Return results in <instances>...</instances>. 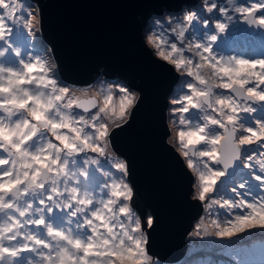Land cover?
<instances>
[{"label": "snow or ice", "instance_id": "obj_1", "mask_svg": "<svg viewBox=\"0 0 264 264\" xmlns=\"http://www.w3.org/2000/svg\"><path fill=\"white\" fill-rule=\"evenodd\" d=\"M18 10L25 16L15 0H0V42L9 39ZM205 11L228 22L205 20L216 34L186 45L188 28L200 19L189 13L172 42L157 33L145 42L191 78L182 100L172 103L180 105L177 137L194 187L198 181L195 199L214 217V232L202 230L221 238L264 232V59L215 53L213 43L234 17L216 3ZM231 11L264 28V0ZM30 24L25 18L20 27ZM6 52L0 47V57ZM102 96V103L72 97L38 57L0 61V264H152L143 221L131 207L126 162L114 164L119 179L103 186L83 166L98 163L87 153L106 152L112 132L130 121L140 99L119 83ZM192 109L205 113L202 122L183 115ZM253 113L260 115H243Z\"/></svg>", "mask_w": 264, "mask_h": 264}, {"label": "water", "instance_id": "obj_2", "mask_svg": "<svg viewBox=\"0 0 264 264\" xmlns=\"http://www.w3.org/2000/svg\"><path fill=\"white\" fill-rule=\"evenodd\" d=\"M31 1L42 40L66 86L84 89L104 78L120 80L138 93L134 115L112 132L109 144L128 164L131 205L141 218L149 208L154 215L150 228L141 219L148 246L166 258L182 257L181 236L200 214L201 202L190 196L191 170L184 157L167 141V98L181 76L154 55L145 39L153 15L181 4L194 6L197 0Z\"/></svg>", "mask_w": 264, "mask_h": 264}, {"label": "rangeland", "instance_id": "obj_3", "mask_svg": "<svg viewBox=\"0 0 264 264\" xmlns=\"http://www.w3.org/2000/svg\"><path fill=\"white\" fill-rule=\"evenodd\" d=\"M27 1L29 2L28 6H26L25 9L23 8L25 16L22 17L17 15V23L14 25L9 22L8 24V26L12 28V33L8 40L0 42V47H7L6 55L0 57V61L12 63L18 59H24L27 61L29 57H38L46 62L47 66L52 69V74L60 82L61 86L69 88L72 97L80 98L82 100L95 98L99 103H102V90L112 84H122V82L120 80L113 82L101 78L92 86L84 89L66 86L57 75L56 66L50 49L42 40L37 7L31 0ZM15 2L22 6H25L26 4L23 1L15 0ZM196 2L197 1H195V3ZM257 2H259V0H231V2L230 0H198V4H194V6L190 3L181 4V7L177 10H166L161 14L153 15L146 26L147 35L151 33L162 34L165 39H169V41L172 42L170 38L173 34V30L176 29L180 23H185L186 25L184 17L189 13H196L200 19L195 21L193 26L188 28L191 35L186 36L184 41L186 45L190 40L197 37L203 39L208 34H216L212 31L211 27H206L204 23L205 20H211L214 24L217 19L228 22L219 12L210 14L205 11L210 3H216L228 8L230 14L234 17V20L229 24V28L225 32L219 33L217 41L212 45L214 52L225 57L240 55L245 59H264V28L259 27L263 30H259L256 33V29L253 25H242L244 22L243 17L231 11L241 3H243L244 6H248L251 3ZM231 3L233 4L232 7ZM21 18L23 19L22 21L20 20ZM25 18L31 21L30 27L28 28L20 27V24L24 22ZM242 28H245V32L239 33ZM249 32L254 34L250 35ZM246 46H248V49H251L249 53H243L241 50ZM14 49L16 51H14ZM178 73L182 78H180V81L174 86L172 92L167 98V102H171L170 106L169 104L167 105V120L170 123L168 124L171 129V134L167 136V141L181 154L182 150L177 137V133L181 127L179 124V117L181 114L178 113L180 105L173 104L172 101L182 100L183 93L186 90V83L191 78L186 77L183 72ZM132 90L137 93L134 89ZM183 115H186L191 123L196 124L202 122L205 113L197 109H192L189 114ZM243 115L250 116L254 120L259 117L260 113ZM84 159L85 157L82 155L80 157L81 163H83ZM87 159H96L98 161L97 164L84 163L83 166L92 174L93 182L100 183L101 186H103L104 183L110 184L109 179H119L114 164L121 160L126 162L124 157L116 153L109 143L104 154L89 152L87 153ZM245 171L247 170L245 169ZM194 175L195 173L191 170L190 181L192 189L190 191V196L192 199L197 200L195 199V195L198 192V181L194 187ZM125 179L130 185L131 183L127 179V175ZM253 183H255V181H253ZM229 187H231V185H229ZM227 195H231V193H227ZM131 207L134 214L141 218V215L136 208L132 205ZM57 211L59 212V210ZM147 212L148 214L143 215L141 219H143L145 227L150 228L146 222L148 218L153 219V216L151 211L147 210ZM209 216V212L201 203L200 214H196L193 217L192 222L189 224L188 229H186L184 236L181 238L182 257L166 258L156 251H152L147 244L148 250L150 249L149 255L152 257V264H240L241 260L247 261L248 264H261V261H264V232L254 230L249 231L247 234L238 233L230 238L206 235L202 230L203 227H207L209 233L214 232V229L210 224V220L214 217L207 220ZM198 224L201 225L199 229L197 228ZM144 234L146 235L145 231Z\"/></svg>", "mask_w": 264, "mask_h": 264}, {"label": "trees", "instance_id": "obj_4", "mask_svg": "<svg viewBox=\"0 0 264 264\" xmlns=\"http://www.w3.org/2000/svg\"><path fill=\"white\" fill-rule=\"evenodd\" d=\"M17 1H23V2H25L26 4H25V6H22L21 4H18V5H20L22 8H24L25 9V7L26 6H28V4H29V2L27 1V0H17ZM18 15H19V10H18ZM21 21L23 20L22 18L20 19ZM169 123V122H168ZM170 124V123H169ZM168 124V125H169ZM170 129V128H169ZM171 130V129H170ZM128 179V178H127ZM110 180V184L112 183V181H113V179H109ZM145 231V230H144ZM146 233V232H145Z\"/></svg>", "mask_w": 264, "mask_h": 264}, {"label": "bare ground", "instance_id": "obj_5", "mask_svg": "<svg viewBox=\"0 0 264 264\" xmlns=\"http://www.w3.org/2000/svg\"><path fill=\"white\" fill-rule=\"evenodd\" d=\"M128 168H129V167H128ZM130 183H131V185H132V187H133V189H134V186H133V184H132L131 181H130ZM230 193H231V192L229 191L228 194H230ZM148 208H149V207H148ZM148 210L151 211L150 208H149ZM152 216H153V220H154V215L152 214ZM210 218H212V217L209 216V218H207V220L210 219ZM154 221H155V220H154ZM185 230H186V229H185ZM181 237H182V236H181Z\"/></svg>", "mask_w": 264, "mask_h": 264}, {"label": "clouds", "instance_id": "obj_6", "mask_svg": "<svg viewBox=\"0 0 264 264\" xmlns=\"http://www.w3.org/2000/svg\"><path fill=\"white\" fill-rule=\"evenodd\" d=\"M198 1V0H197ZM196 5H197V2L195 3ZM232 3H231V7H232ZM252 35V34H251ZM168 104H169V102H168ZM167 118H168V116H167ZM167 122H169L168 120H167ZM170 128V127H169ZM171 134V130H170V132H169V135ZM195 176V175H194Z\"/></svg>", "mask_w": 264, "mask_h": 264}, {"label": "flooded vegetation", "instance_id": "obj_7", "mask_svg": "<svg viewBox=\"0 0 264 264\" xmlns=\"http://www.w3.org/2000/svg\"><path fill=\"white\" fill-rule=\"evenodd\" d=\"M146 36H147V31H146ZM182 78V77H181ZM171 105V102H169V106Z\"/></svg>", "mask_w": 264, "mask_h": 264}]
</instances>
